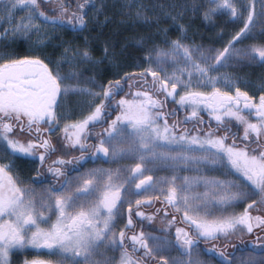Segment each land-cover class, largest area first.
I'll return each instance as SVG.
<instances>
[{"label":"snow or ice","instance_id":"snow-or-ice-1","mask_svg":"<svg viewBox=\"0 0 264 264\" xmlns=\"http://www.w3.org/2000/svg\"><path fill=\"white\" fill-rule=\"evenodd\" d=\"M108 7L0 0V41L32 52H0V264H264V78L228 71L264 68V0H122L118 21ZM189 11L242 26L208 45L185 43L183 24L175 39L151 31ZM111 23L149 29L129 38L139 71L124 70ZM54 40L56 60L42 51ZM121 160L136 162L88 166Z\"/></svg>","mask_w":264,"mask_h":264},{"label":"rangeland","instance_id":"rangeland-1","mask_svg":"<svg viewBox=\"0 0 264 264\" xmlns=\"http://www.w3.org/2000/svg\"><path fill=\"white\" fill-rule=\"evenodd\" d=\"M170 3H166L164 2V0H144L145 3L148 4H163L165 6L170 5L172 3H176L175 0H170ZM97 2H99V0H97ZM122 2V0H106V3L109 5L106 14L112 18L113 20H120V16L118 15L119 12V4ZM185 2V0L180 1V3ZM180 3H176V4H180ZM115 5V6H113ZM175 11L177 10H173V15H175ZM151 14V13H150ZM228 17L227 16H217L215 18V23L216 26L215 27H211L206 25L200 18L199 16H194L191 11H189L183 19H177V21H175V23L173 22V20L168 17H161L160 22L158 25H153L151 31L155 32L156 27H159L160 29H171L169 31V37L171 39H175L177 38L178 35V31L175 28L176 24H183L188 28V32H187V37L188 39L185 41V43H190V42H195L197 44L199 43H203L204 45H208L210 43H213L215 41L216 35L217 33H219L222 29L226 32H230L232 34H234V32L236 30H238L239 27L242 26L241 23H228ZM101 20H103V16H101ZM5 27L7 26V24L5 23L4 25ZM136 32L133 33V31L131 29H121L118 35H112L113 33H115L117 31V25L115 23H111L109 24L107 27H105L103 29V31L105 32V34L108 35V37L112 40L116 41V48H117V52L123 51L125 53L124 56L118 57L119 60L122 62V64L124 65V70L125 71H139V69H133L131 67H128L127 65L132 64V63H138L140 62L141 58L144 55V52L132 47V43H134L133 40L129 39L131 37H133V35H140V34H144L147 33L149 31V29L146 26L143 25H136ZM3 31V27H0V32ZM256 31H259V25H257V29ZM86 33H73V32H58L57 35L63 39V40H69V39H73L74 37H76L77 35L79 36H83ZM95 33H93L94 35ZM203 38V39H202ZM228 36L224 37V42H226V40L228 39ZM33 40H35V36H33ZM126 41L128 42V47L123 48L122 46L125 45ZM79 41L74 40V43H78ZM249 41H245V43H248ZM4 43H8V48L5 49L3 47ZM58 43V41L54 40L52 41L51 44L47 45V47H45L42 51L44 52L45 55H48L51 59L56 60L59 57L60 52L62 51V48H57L55 47V45ZM20 48H18V47ZM95 46V45H94ZM102 47V44L100 45ZM215 47H222V43L221 42H215L214 43ZM2 51H8L10 52L13 57H22L25 55H31L32 52L29 49V45L28 42L25 41H21V40H16L14 42L11 41H0V52ZM95 55L99 56L100 53L99 51H97L95 53ZM107 64V62H105ZM171 67V66H170ZM65 71L68 70V66L65 65L64 68ZM223 71V69H222ZM228 71L231 72H235L238 75H240L243 79L249 80L251 82V85L253 87H259L261 79L264 78V68L260 67V66H240V67H236V68H230L228 69ZM243 90H247V89H243ZM257 96L259 95V93H256ZM71 100H76L78 99L77 97H70ZM116 168V167H114ZM167 173L165 172H158L156 173V175L158 176H163L166 175ZM184 174H190V175H194V173H184ZM213 175H215V173H213ZM238 256H240V254H238Z\"/></svg>","mask_w":264,"mask_h":264},{"label":"flooded vegetation","instance_id":"flooded-vegetation-1","mask_svg":"<svg viewBox=\"0 0 264 264\" xmlns=\"http://www.w3.org/2000/svg\"><path fill=\"white\" fill-rule=\"evenodd\" d=\"M113 115H114V114H113ZM97 131H99V128H97ZM135 162H136V161H133V160H121V161H118L117 163L106 164V163H101V162L98 161L96 165H91V164H89L88 166H89V167H93V166H102V167H105V168H107V167L114 168V167H118L120 164H134ZM24 175H26V176H27V175H34V173H27V172H25ZM37 187H39V185H37ZM157 206H158V205H157ZM156 225L159 226V221L156 222ZM148 230H151V229H148ZM173 233H174V229H173ZM157 234L159 235L160 233H157ZM246 239L254 240L255 237H254V236H253V237H246ZM203 246H204V244H203V242H201V247H203ZM246 251H247V250H246ZM238 254H240V256H241L242 258L245 256V253H238ZM36 255H37V253H35V252H30V253L27 254L28 258H32L33 256H36ZM104 255L110 257V256L113 255V253H112L111 251H107ZM116 255L118 256L119 253L117 252ZM170 255L173 256V257H176V258H178V259L180 258V254H179V252H177V251H172V252L170 253ZM97 258H100V257H97ZM201 258H202V259H207L206 256H201ZM23 259H24V255H20V256L15 257V258H14V264H20V262H21ZM185 259H186V257H185Z\"/></svg>","mask_w":264,"mask_h":264},{"label":"trees","instance_id":"trees-1","mask_svg":"<svg viewBox=\"0 0 264 264\" xmlns=\"http://www.w3.org/2000/svg\"><path fill=\"white\" fill-rule=\"evenodd\" d=\"M180 1H183V0H175L176 3H180ZM164 2L166 3H170L171 1L170 0H164ZM182 3V2H181Z\"/></svg>","mask_w":264,"mask_h":264}]
</instances>
